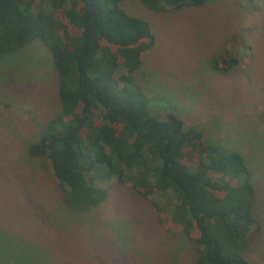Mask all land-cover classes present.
I'll return each mask as SVG.
<instances>
[{
    "label": "rangeland",
    "instance_id": "rangeland-1",
    "mask_svg": "<svg viewBox=\"0 0 264 264\" xmlns=\"http://www.w3.org/2000/svg\"><path fill=\"white\" fill-rule=\"evenodd\" d=\"M121 7L153 35L129 80L149 98L150 112H173L202 139L241 154L260 224L246 260L264 264V0L163 11L123 0ZM220 51L236 64L213 70ZM49 58L38 40L0 55V264H193L191 242L163 228L127 184H103L105 198L83 212L61 204L48 160L27 152L59 113ZM151 198L166 213L174 204L169 191Z\"/></svg>",
    "mask_w": 264,
    "mask_h": 264
},
{
    "label": "trees",
    "instance_id": "trees-1",
    "mask_svg": "<svg viewBox=\"0 0 264 264\" xmlns=\"http://www.w3.org/2000/svg\"><path fill=\"white\" fill-rule=\"evenodd\" d=\"M122 1L0 0V55L38 40L57 78L59 113L27 152L48 160L61 204L72 211L102 201L107 182L127 184L163 228L191 242L193 264H249L245 253L260 230L249 169L239 152L202 139L173 112H150L129 80L153 35ZM138 1L163 11L214 0ZM236 62L220 51L210 66L225 71ZM155 191L171 193L168 213L151 198Z\"/></svg>",
    "mask_w": 264,
    "mask_h": 264
}]
</instances>
